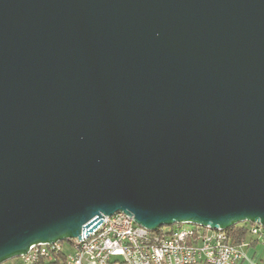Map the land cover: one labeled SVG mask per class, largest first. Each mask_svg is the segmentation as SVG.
<instances>
[{
  "label": "water",
  "instance_id": "95a60500",
  "mask_svg": "<svg viewBox=\"0 0 264 264\" xmlns=\"http://www.w3.org/2000/svg\"><path fill=\"white\" fill-rule=\"evenodd\" d=\"M120 211L264 226V0H0V264Z\"/></svg>",
  "mask_w": 264,
  "mask_h": 264
},
{
  "label": "built area",
  "instance_id": "2783aa9c",
  "mask_svg": "<svg viewBox=\"0 0 264 264\" xmlns=\"http://www.w3.org/2000/svg\"><path fill=\"white\" fill-rule=\"evenodd\" d=\"M178 224L174 229L150 230L120 211L103 217L83 239L34 246L20 257L35 264L65 251L64 264H240L245 253L232 244L226 230ZM250 232L264 239V226L252 223Z\"/></svg>",
  "mask_w": 264,
  "mask_h": 264
},
{
  "label": "trees",
  "instance_id": "16d2710c",
  "mask_svg": "<svg viewBox=\"0 0 264 264\" xmlns=\"http://www.w3.org/2000/svg\"><path fill=\"white\" fill-rule=\"evenodd\" d=\"M249 224H251V222H241L237 223L231 227L228 228V230L226 229L227 235L229 237V240L231 241L232 244L235 245H240L241 243H243L245 240L249 239L250 237V227ZM178 224L171 225L169 229H167V231L174 229ZM162 229H165V226H161ZM160 230V229H159ZM73 239H68L66 241L63 242H72ZM65 251H63L61 254L59 255H55L54 258L49 259L48 257H41L39 259L38 262H36L35 264H64V260H65ZM13 261H15L16 264H23L20 261V258H12L10 260H7L1 264H11Z\"/></svg>",
  "mask_w": 264,
  "mask_h": 264
},
{
  "label": "crops",
  "instance_id": "0c3cea01",
  "mask_svg": "<svg viewBox=\"0 0 264 264\" xmlns=\"http://www.w3.org/2000/svg\"><path fill=\"white\" fill-rule=\"evenodd\" d=\"M250 226L251 224H249ZM240 246L246 256L240 264H264V239L250 232L249 239L241 243ZM65 249L68 251L69 246L67 248L65 247ZM11 264L16 263L13 261Z\"/></svg>",
  "mask_w": 264,
  "mask_h": 264
},
{
  "label": "rangeland",
  "instance_id": "374dc122",
  "mask_svg": "<svg viewBox=\"0 0 264 264\" xmlns=\"http://www.w3.org/2000/svg\"><path fill=\"white\" fill-rule=\"evenodd\" d=\"M185 227H188V226H190L188 223H185V224H183ZM170 228V226H165V229H169ZM64 246L67 248L68 247V242H64ZM18 257V256H17ZM16 257V258H17ZM20 257H18V259H19ZM20 261H21V259H20ZM22 262V261H21Z\"/></svg>",
  "mask_w": 264,
  "mask_h": 264
},
{
  "label": "bare ground",
  "instance_id": "6f19581e",
  "mask_svg": "<svg viewBox=\"0 0 264 264\" xmlns=\"http://www.w3.org/2000/svg\"><path fill=\"white\" fill-rule=\"evenodd\" d=\"M252 224V223H251ZM160 229V228H159Z\"/></svg>",
  "mask_w": 264,
  "mask_h": 264
}]
</instances>
